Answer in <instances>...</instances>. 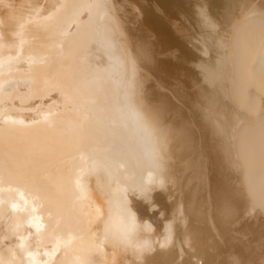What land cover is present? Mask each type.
Here are the masks:
<instances>
[{
  "label": "bare ground",
  "instance_id": "6f19581e",
  "mask_svg": "<svg viewBox=\"0 0 264 264\" xmlns=\"http://www.w3.org/2000/svg\"><path fill=\"white\" fill-rule=\"evenodd\" d=\"M0 264H264V0H0Z\"/></svg>",
  "mask_w": 264,
  "mask_h": 264
},
{
  "label": "clouds",
  "instance_id": "9594fccd",
  "mask_svg": "<svg viewBox=\"0 0 264 264\" xmlns=\"http://www.w3.org/2000/svg\"><path fill=\"white\" fill-rule=\"evenodd\" d=\"M121 119L127 127L133 145L139 144L145 150L153 148L151 142L152 125L148 117L139 109L128 106L121 112ZM127 226V218L123 210H118L109 221V229L111 234L118 241H122L123 230Z\"/></svg>",
  "mask_w": 264,
  "mask_h": 264
},
{
  "label": "rangeland",
  "instance_id": "374dc122",
  "mask_svg": "<svg viewBox=\"0 0 264 264\" xmlns=\"http://www.w3.org/2000/svg\"><path fill=\"white\" fill-rule=\"evenodd\" d=\"M168 50H169V52H170V51L173 50V48H170V49H168ZM168 50H167V51H168ZM167 51H165L164 53H167ZM169 52H168V53H169ZM164 53H163V54H164ZM166 83H167V82H166ZM174 85H175V84H174ZM171 86H172V84H171ZM191 88H193V87H191ZM189 90H191V89H189Z\"/></svg>",
  "mask_w": 264,
  "mask_h": 264
}]
</instances>
